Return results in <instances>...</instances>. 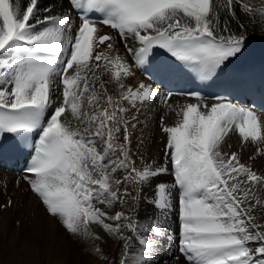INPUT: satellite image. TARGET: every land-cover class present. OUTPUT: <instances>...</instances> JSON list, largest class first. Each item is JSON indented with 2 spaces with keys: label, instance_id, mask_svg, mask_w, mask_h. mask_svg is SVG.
Segmentation results:
<instances>
[{
  "label": "snow or ice",
  "instance_id": "snow-or-ice-1",
  "mask_svg": "<svg viewBox=\"0 0 264 264\" xmlns=\"http://www.w3.org/2000/svg\"><path fill=\"white\" fill-rule=\"evenodd\" d=\"M67 3L53 14L39 0H0V141L12 134V151L29 157L21 179L46 213L103 264H160L161 253L171 264H264V171L253 166L264 160V121L199 92L175 94L189 102L174 107V94L153 86L179 73L218 78L264 39V0ZM136 70L153 83L136 81ZM157 100L178 117L171 126L160 117L163 164L132 151L136 113ZM231 132L241 149L254 146L252 163L221 150ZM164 175L174 177L175 204ZM142 200L154 209L143 219ZM173 212L178 255L164 248ZM104 237L119 258L99 246Z\"/></svg>",
  "mask_w": 264,
  "mask_h": 264
},
{
  "label": "bare ground",
  "instance_id": "bare-ground-1",
  "mask_svg": "<svg viewBox=\"0 0 264 264\" xmlns=\"http://www.w3.org/2000/svg\"><path fill=\"white\" fill-rule=\"evenodd\" d=\"M39 4L40 7L54 5L53 14L68 8L67 0H39ZM116 44L117 47H121L119 42ZM134 79L150 83L141 76L138 70H136ZM132 82L131 79L127 81V83ZM186 102L189 100L174 96L168 103L178 107ZM190 102L195 101L191 100ZM257 114L264 121V113ZM136 115L140 123L132 137L133 153H142L149 161L155 160L157 163L163 164L166 138L159 130L158 121L161 116H164V123L171 126L178 117L166 105L162 108L157 102L145 106ZM139 138H143V144L139 143ZM221 150L229 153L237 152L241 156V162L252 163L249 161V156L254 155V146L248 145L241 149L237 132H231L225 137ZM133 159L137 160L138 165L140 164L137 156H133ZM253 166L258 173H261L264 171V160L257 158ZM161 179L169 182L168 188L172 193L173 203L176 202L178 193L171 186L170 176L164 175ZM152 194V191L146 187L142 195L151 197ZM9 199L13 202L12 206L0 211V225L1 227L3 225V228L0 227V264H103L102 260L94 258L89 253L85 244L74 240L55 219L46 213L41 202L29 190L27 183L22 181L21 176L0 171V204H6ZM139 207L142 219L154 212L151 204H146L143 200ZM256 216L257 222L264 224V212L258 211ZM1 219L4 220V224L1 223ZM169 225V236L164 248L167 253L178 255L175 251V246L178 243L175 212L169 220ZM91 230L103 236L99 227L93 225ZM104 238L108 240L107 244L99 246L103 247L105 253L110 257L119 258L120 249L112 240ZM165 260L171 264L172 256L161 253L160 264H164Z\"/></svg>",
  "mask_w": 264,
  "mask_h": 264
},
{
  "label": "rangeland",
  "instance_id": "rangeland-1",
  "mask_svg": "<svg viewBox=\"0 0 264 264\" xmlns=\"http://www.w3.org/2000/svg\"><path fill=\"white\" fill-rule=\"evenodd\" d=\"M1 223H2V224H4V223H5L3 219H1ZM0 227H1V225H0ZM1 228H3V225H2V227H1ZM0 238H1V237H0Z\"/></svg>",
  "mask_w": 264,
  "mask_h": 264
}]
</instances>
